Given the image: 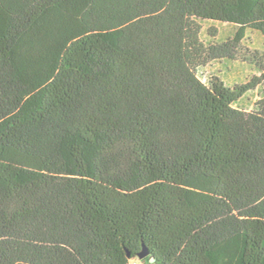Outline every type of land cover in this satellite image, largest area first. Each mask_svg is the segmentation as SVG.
Instances as JSON below:
<instances>
[{
    "label": "trees",
    "instance_id": "1",
    "mask_svg": "<svg viewBox=\"0 0 264 264\" xmlns=\"http://www.w3.org/2000/svg\"><path fill=\"white\" fill-rule=\"evenodd\" d=\"M143 249L264 264V0H0V264Z\"/></svg>",
    "mask_w": 264,
    "mask_h": 264
},
{
    "label": "rangeland",
    "instance_id": "2",
    "mask_svg": "<svg viewBox=\"0 0 264 264\" xmlns=\"http://www.w3.org/2000/svg\"><path fill=\"white\" fill-rule=\"evenodd\" d=\"M204 26H213V28H217V29H221V28H225V30H226V28H229V26L228 25H224V24H222V25H220V24H217L216 22H213V23H211V22H207V23H205V24H203ZM221 26V27H220ZM254 38V37H253ZM245 45H246V43L245 42H243L242 43V45H241V51L243 52L244 51V48H245ZM237 60H239V59H237ZM217 69V67H216V65H214L213 67H207L206 68V71H215ZM136 262L138 263V264H144L142 261H137L136 260Z\"/></svg>",
    "mask_w": 264,
    "mask_h": 264
},
{
    "label": "water",
    "instance_id": "3",
    "mask_svg": "<svg viewBox=\"0 0 264 264\" xmlns=\"http://www.w3.org/2000/svg\"><path fill=\"white\" fill-rule=\"evenodd\" d=\"M147 251L145 249H143L140 253H138V258L140 260H142V262L145 264L146 260H145V256L147 255ZM152 260V259H151Z\"/></svg>",
    "mask_w": 264,
    "mask_h": 264
}]
</instances>
